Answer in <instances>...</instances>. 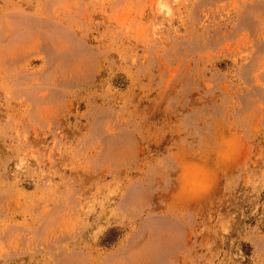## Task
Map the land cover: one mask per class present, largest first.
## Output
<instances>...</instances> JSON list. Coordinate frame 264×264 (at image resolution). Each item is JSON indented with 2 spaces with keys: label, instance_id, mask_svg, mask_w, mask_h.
<instances>
[{
  "label": "rangeland",
  "instance_id": "rangeland-1",
  "mask_svg": "<svg viewBox=\"0 0 264 264\" xmlns=\"http://www.w3.org/2000/svg\"><path fill=\"white\" fill-rule=\"evenodd\" d=\"M0 264H264V0H0Z\"/></svg>",
  "mask_w": 264,
  "mask_h": 264
}]
</instances>
